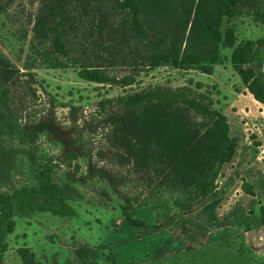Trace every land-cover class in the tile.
Listing matches in <instances>:
<instances>
[{
    "label": "rangeland",
    "instance_id": "1",
    "mask_svg": "<svg viewBox=\"0 0 264 264\" xmlns=\"http://www.w3.org/2000/svg\"><path fill=\"white\" fill-rule=\"evenodd\" d=\"M163 5L140 13L137 30L123 0H0V58L9 70L0 78L9 90L0 100V194L37 187L40 170L65 190L63 206L37 195L32 208L14 209L0 264H264V108L247 95L235 100L245 85L233 47L221 42L212 61L208 43L177 23L173 0ZM237 8L221 29H233L235 45L255 43L246 66L264 83V0H238ZM58 35L65 54L53 53ZM174 43L191 65L158 61ZM82 67L112 81L84 80ZM127 78L133 83L122 86ZM149 85L208 96L237 143L216 188L189 209L187 194L137 168L114 136L128 113L118 96Z\"/></svg>",
    "mask_w": 264,
    "mask_h": 264
},
{
    "label": "trees",
    "instance_id": "2",
    "mask_svg": "<svg viewBox=\"0 0 264 264\" xmlns=\"http://www.w3.org/2000/svg\"><path fill=\"white\" fill-rule=\"evenodd\" d=\"M170 1L123 0V5L131 10V23L138 30L140 13L150 6L159 8ZM173 2L177 23L184 28L189 26L191 33L208 43L214 53L212 61L216 59V51L221 42L225 46L233 47L231 62L236 73L253 98L264 103V83L257 79L251 67L246 66L251 63L255 43L246 41L235 45L233 29H221L224 17H232L238 13V0ZM173 45L175 50L160 53L158 61L175 67L182 63L191 65V55L181 54L177 44ZM53 47L54 54L67 52L61 43L60 35L55 39ZM5 66L6 62L0 58V78L4 73H9ZM191 68L193 67L187 66V69ZM210 69L208 67L203 72L210 73ZM78 75L84 80L98 83L112 81L100 70L87 67L80 68ZM120 83L127 86L131 85L133 80L127 78ZM8 92V88L0 83L1 101L4 99L5 102ZM117 101L127 107L128 113L123 120L117 122L114 136L121 137V142L128 146L127 154L132 157L137 168L151 169L154 174L167 178L173 187L187 194L183 209H189L194 199L206 197L216 188L220 169L232 160L237 143L229 136L226 116L221 110L212 107L208 96L193 92L185 86L173 88L149 85L120 95ZM189 112L200 116L201 120H192ZM36 180L37 187L20 188L10 195L0 194V243L4 235L14 228L15 221L12 217L16 207L32 208V200L37 195L46 197L58 205H64L65 190L52 183L44 170L38 172ZM241 188L253 195L247 183L243 182ZM62 206H59V210ZM44 209L57 211V208L51 206ZM259 210L261 223L264 224V206L260 205ZM86 252L89 253L88 250Z\"/></svg>",
    "mask_w": 264,
    "mask_h": 264
},
{
    "label": "crops",
    "instance_id": "3",
    "mask_svg": "<svg viewBox=\"0 0 264 264\" xmlns=\"http://www.w3.org/2000/svg\"><path fill=\"white\" fill-rule=\"evenodd\" d=\"M242 96L248 97L247 99H249L250 101H252L254 104H256V105L258 104V105H260L261 107L264 108V103H261V102L255 100L253 98V96L248 92V90L245 87H244V89H242L241 92H237L235 94V100H238L239 98H242ZM262 150H264V146H263V149ZM261 227H264V224L263 223H261Z\"/></svg>",
    "mask_w": 264,
    "mask_h": 264
}]
</instances>
